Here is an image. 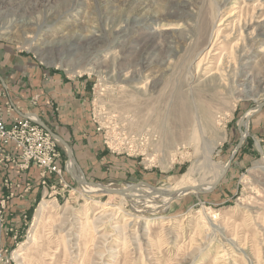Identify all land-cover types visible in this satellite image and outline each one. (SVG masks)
Here are the masks:
<instances>
[{"label": "rangeland", "instance_id": "rangeland-1", "mask_svg": "<svg viewBox=\"0 0 264 264\" xmlns=\"http://www.w3.org/2000/svg\"><path fill=\"white\" fill-rule=\"evenodd\" d=\"M221 20L219 35L210 37ZM261 22L264 0H0V49L89 79L103 149L136 165L103 181L76 171V181L66 162V188L48 181L55 192L46 186L27 213L10 215L20 237L5 264H264V173L254 168L264 161V142L248 139L245 121L264 102V50L243 62L238 77H219L223 58L251 45L244 35ZM242 120L251 154L235 165L239 150L215 190L167 203L133 198L131 187L168 191L193 167L186 184L209 180L206 148L212 164L224 167ZM80 179L127 196L85 193ZM203 207L218 214L221 235L201 221ZM15 250L23 253L19 261Z\"/></svg>", "mask_w": 264, "mask_h": 264}, {"label": "crops", "instance_id": "crops-1", "mask_svg": "<svg viewBox=\"0 0 264 264\" xmlns=\"http://www.w3.org/2000/svg\"><path fill=\"white\" fill-rule=\"evenodd\" d=\"M0 91L5 94L4 98H0L4 121H10V116L5 113V101L12 105L14 116L28 114L37 118L43 127L70 148L75 169L83 177L103 181V178L115 176L114 173L119 170L125 173L136 168L133 161L112 156L103 149V136L92 116V86L89 79L67 77L59 71L47 69L31 57L20 55L5 45L0 49ZM251 114L248 139L264 142V106ZM236 127L239 131L238 125ZM58 143L61 156L57 159V165L63 168L69 159L63 145ZM10 150L17 152L13 146H10ZM239 150L243 155L236 157L235 165L241 164L246 155L251 154L245 142H242L236 155H239ZM233 166L232 162L229 170ZM69 169L72 171V163ZM39 173L34 165L25 171L12 166L2 171L0 185L5 178L18 185L13 189V197L7 201V220L17 212L27 213L36 201L43 199L45 187L40 186ZM47 179L49 183L55 182V176L50 175ZM27 185L30 186L28 190ZM8 193L3 189L0 197L4 198Z\"/></svg>", "mask_w": 264, "mask_h": 264}, {"label": "built area", "instance_id": "built-area-1", "mask_svg": "<svg viewBox=\"0 0 264 264\" xmlns=\"http://www.w3.org/2000/svg\"><path fill=\"white\" fill-rule=\"evenodd\" d=\"M4 97L5 94L0 91V98ZM4 107L6 115L10 116V121L8 123L4 121V113L0 108V176L3 170L11 166L25 171L34 165L40 171V186H49L50 190H53L51 192H55V184L66 188L63 170L57 165V159L61 156L58 141L34 116L28 114L14 116L12 114L14 109L9 101L4 102ZM97 127L101 130L99 126ZM10 146H13L17 152H11ZM69 165L68 160L65 166L67 170ZM50 175L55 176L53 185H48L47 177ZM14 188H18V185L6 178L2 180L0 192L4 189L9 193L4 198L0 197V264H5L4 259L10 255V247L17 244L20 237L13 222L7 221L6 215L7 201L13 197ZM29 188L30 186L27 185L26 189Z\"/></svg>", "mask_w": 264, "mask_h": 264}, {"label": "bare ground", "instance_id": "bare-ground-1", "mask_svg": "<svg viewBox=\"0 0 264 264\" xmlns=\"http://www.w3.org/2000/svg\"><path fill=\"white\" fill-rule=\"evenodd\" d=\"M170 7V6H169ZM181 7L183 8L182 11L187 12V4H182ZM174 8V7H173ZM174 13H172L173 15ZM235 13L229 14V16L227 18H232L234 17ZM191 17V15H190ZM225 21H227L225 19ZM224 25V23L221 22L217 25L216 28H214L211 33H210V37H212L213 35H216V37L219 35V27ZM159 28V27H158ZM191 28V27H190ZM175 29L174 27H170V28H163V31H167V30H173ZM245 31L250 29L249 26L248 27H244L243 28ZM218 31V32H217ZM161 36V34H159V31L155 30L154 32L150 33V37L153 40H157L159 39ZM245 43H251V45L249 44H245L242 48H240L238 50V52L236 53V55H232V56H226L223 58V63H222V68H221V72L219 77H224L226 79H230V77H238V75L241 73L242 70H244L243 67V62L249 60V57H251L250 55L252 54V57L254 56H258V49H262L264 50V22H261L259 25H257V27L252 31V33L250 34H245ZM225 40H228L227 36L224 37ZM247 41V42H246ZM223 43V42H222ZM221 45V44H220ZM249 45V46H248ZM259 57V56H258ZM260 60V59H259ZM221 61V60H220ZM233 62H236V65H234ZM246 63V62H245ZM244 63V65H246ZM248 64H250L251 62H247ZM238 65H240V67H238ZM151 66V65H150ZM149 66V67H150ZM148 67V68H149ZM147 69V68H146ZM148 70V69H147ZM144 71L146 72V70L144 69ZM225 79V80H226ZM224 80V79H223ZM251 113H247L245 115V118L247 115H250ZM247 126V123H245ZM205 151V153L203 154V158L202 160H204V163H206V168H207V174H210V178L209 180H207L206 182H202L199 184H193V185H188L186 184V181H191V176L194 175V167L193 168H189L188 171L181 177V179L179 180V182L177 184H175L172 187L168 188V191L174 192V191H180V190H184L188 187H202L201 189L206 190L207 188L209 189L210 186L221 176L222 172H223V166L222 167H216L212 164V161L210 160V154L212 152V149H208ZM200 156V155H199ZM193 165V164H192ZM255 169H258L260 171H262L264 173V161L261 164H256ZM73 170V169H72ZM196 170V169H195ZM201 173V172H200ZM204 173V172H203ZM200 176V175H199ZM208 176V175H207ZM81 178V176H80ZM207 178V177H206ZM79 183L82 185V187L84 188L83 191H85V193H92L94 192L92 190V188H95V191H102V188H96L93 185L87 184L85 183L83 180H79ZM194 183V182H193ZM173 185V184H172ZM104 192V190H103ZM144 194L146 195L145 198H143L142 200H144L146 203H155L156 201L160 200L163 201L164 203L169 202V200L171 199L170 197H163L158 195V193L153 192L152 189L150 188H146V187H141L137 190V192H134L132 194L133 198L136 196H139V194ZM110 196H120V197H124L127 196V194H110ZM179 195L174 196L172 198H176L179 197ZM113 201V199H112ZM105 204V203H104ZM108 207V206H107ZM245 207V206H244ZM104 208V206H103ZM43 210H44V204H41V206H39V210L37 213V217L35 216V221L37 219V221L41 218L42 214H43ZM198 213L200 215V219L201 221H203L207 227L209 228V231L212 232V234H220L222 233L220 229L219 225H218V214L215 212H211L209 209H206L205 207H203L202 209L198 210ZM105 218V217H104ZM100 219V218H99ZM101 220V219H100ZM92 221V220H91ZM103 221V220H101ZM222 227V226H221ZM90 228V227H89ZM223 228V227H222ZM262 230V229H261ZM263 232V231H262ZM210 235V234H209ZM223 235V234H222ZM98 236V235H97ZM101 237V236H100ZM99 237V238H100ZM36 235L35 234H30L29 236V244H33L36 241ZM226 238V237H225ZM232 238V237H231ZM92 239V238H91ZM199 239V238H198ZM234 239V238H233ZM256 239V237H255ZM126 240V239H125ZM212 240V239H211ZM192 241V240H191ZM200 241V240H199ZM258 241V240H257ZM256 241V242H257ZM94 242V240H93ZM230 244L233 245L232 241H229ZM99 243V242H98ZM95 244V243H93ZM155 244V242H154ZM201 244V243H200ZM89 245V244H88ZM156 245V244H155ZM204 247V243L202 244ZM256 245V244H255ZM139 246V245H138ZM87 247V246H86ZM98 247V246H97ZM96 247V248H97ZM169 247V246H168ZM100 248V247H99ZM126 248V247H125ZM196 250V249H195ZM221 250V249H220ZM240 250V249H239ZM197 251V250H196ZM96 252V251H95ZM190 252H188L189 254ZM192 253V252H191ZM97 254V253H95ZM23 255V253L18 250H15L12 253V257L15 261H19L21 256ZM189 256V255H188ZM221 257V256H220ZM185 258V257H184ZM224 258V257H223ZM127 259V258H126ZM71 260V259H70ZM186 260V259H185ZM219 260V259H218ZM184 262V261H183ZM217 262V261H216ZM227 262V261H226ZM229 262V261H228ZM71 264V263H70ZM145 264V263H143Z\"/></svg>", "mask_w": 264, "mask_h": 264}, {"label": "water", "instance_id": "water-1", "mask_svg": "<svg viewBox=\"0 0 264 264\" xmlns=\"http://www.w3.org/2000/svg\"><path fill=\"white\" fill-rule=\"evenodd\" d=\"M264 106V102L263 103H260L258 106H257V108L254 110V112H257V111H259L262 107ZM252 116V114H250V115H247L246 116V120L245 121H247V123L249 122V119H250V117ZM243 127V120H242V122L238 125V129H239V131H240V139H239V141H238V143H237V145H236V148H235V150L233 151V154H232V156H231V158H230V160L229 161H227L226 162V164L224 165V167H223V172H222V174H221V176L210 186V188L209 189H206V190H204V189H201L202 187H188V188H186V189H184V190H180V191H174V192H171V191H163V190H160V189H158V188H155V187H151V186H149V185H147L146 183H141V184H138V185H136V186H133V187H131L130 189H129V192H137V190H138V188L140 187V185H142V186H146V187H149L150 189H152L153 190V192H156V193H158V195H160V196H163V197H170V198H172V197H174V196H177V195H185V194H188V193H190V192H197V193H210V192H212L213 190H215L216 189V187H217V185L221 182V180L223 179V177L226 175V173L228 172V170H229V168H230V166H231V163H232V160L234 159V157H235V155H236V153H237V151H238V149L241 147V145H242V142H243V139H244V137L247 135V126L245 127L244 126V129H245V131L244 132H246V134L245 135H243V131H241V128ZM53 136V138H55L58 142H60L62 145H63V147L65 148V150H66V153H67V156H68V159H69V162L70 163H72V165H73V170L71 171L70 169H69V172L72 174V176H73V178H75V180L76 181H78V179H77V172H76V169H75V162H74V160H73V158H72V155H71V150H70V148L59 138V137H57V136H55V135H52ZM84 182L85 183H87V184H90V185H93V186H98V187H100V188H102L105 192H108V193H117V194H125V192H123V191H115V190H111V189H109V188H106V187H104L103 185H101V184H99V183H93V182H90V181H85L84 180ZM146 197V195H144V194H139V196H136V197H134V199H143V198H145Z\"/></svg>", "mask_w": 264, "mask_h": 264}]
</instances>
